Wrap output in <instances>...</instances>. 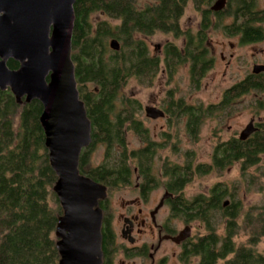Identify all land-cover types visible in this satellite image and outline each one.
Instances as JSON below:
<instances>
[{"label":"trees","instance_id":"1","mask_svg":"<svg viewBox=\"0 0 264 264\" xmlns=\"http://www.w3.org/2000/svg\"><path fill=\"white\" fill-rule=\"evenodd\" d=\"M189 1L203 15L196 34L185 32L180 24ZM211 1L154 0L141 8L137 0H75L71 60L79 99L91 124V143L79 157L80 174L105 185L111 192L129 185L135 170L143 180L158 184L153 174L158 144L140 119L141 104L121 94V90L131 79L151 87L161 65L172 74L185 64L189 66L192 86L198 88L213 66L206 45L207 31L212 26ZM255 4V0H230L229 12L225 9L214 14L218 19L214 25L222 27L221 20L231 16V35H239L242 43L262 40L264 13L256 12ZM93 14L105 17L94 28L90 21ZM158 32L172 34L174 38L185 36L186 42L184 46L168 42L162 49V58L153 56L144 38ZM112 41L118 43L117 51L110 47ZM7 66L16 70L18 63L9 60ZM261 92L264 73L249 74L227 89L219 104L187 105L183 99H173L171 91L164 104L175 119L186 118L187 135L194 139L204 120L231 116L237 110L236 100ZM252 105L264 108L262 101L254 100ZM42 110L37 100L19 105L9 90L0 92V264L59 263L54 233L62 209L53 192L57 177L44 145L39 122ZM260 125L246 140L231 137L219 141L210 164H195L188 152L183 154L182 163L162 162L163 186L177 197L171 202L173 218L204 228V234L197 231L184 246L181 260L189 264H264V256L255 248L264 237V205L244 209L238 197V184L228 188L217 182L207 196L192 199L183 194L195 175H206L212 170L221 173L236 163L242 180H247L253 167L264 178V164L260 165L264 125ZM128 133L136 136L140 148H128ZM96 144L103 147V160L86 168ZM178 156L182 153L178 152ZM102 234L106 254L112 238L104 231ZM240 235H246L244 243H237Z\"/></svg>","mask_w":264,"mask_h":264},{"label":"water","instance_id":"2","mask_svg":"<svg viewBox=\"0 0 264 264\" xmlns=\"http://www.w3.org/2000/svg\"><path fill=\"white\" fill-rule=\"evenodd\" d=\"M75 0H0V92L9 90L17 104L39 101V118L50 166L57 180L53 192L62 215L55 228L58 264H101L102 211L105 187L79 173L81 151L91 143V124L79 99L71 60ZM224 0H217L220 10ZM110 47L117 51L116 41ZM18 63L11 70L7 62ZM264 71L255 66L253 73ZM149 119L163 117L145 108ZM257 128L251 120L239 133L246 140ZM189 236L185 228L173 238Z\"/></svg>","mask_w":264,"mask_h":264},{"label":"rangeland","instance_id":"3","mask_svg":"<svg viewBox=\"0 0 264 264\" xmlns=\"http://www.w3.org/2000/svg\"><path fill=\"white\" fill-rule=\"evenodd\" d=\"M154 0H137L139 7L153 3ZM260 6H264V0ZM213 4V3H212ZM105 17L93 14L90 18L93 28L97 22L104 20ZM223 19V22H227ZM182 29L192 34L198 29L200 24V12L189 1L184 9L183 16L180 20ZM146 45L153 56L162 58V49L168 42H173L177 46H183V37L174 38L172 34L155 33L144 38ZM208 42L211 56L213 57V66L207 71L205 77L199 84L198 88L192 86L189 76L188 64L177 68L174 73L169 74L164 67L160 66V72L155 78L151 87L141 86L136 80L131 79L122 88L121 94L136 99L141 104V120L145 127L148 128L153 141L161 144L156 150V158L153 163V174L158 181L157 186L149 195V205L152 207L160 199L165 179L160 175L162 162L182 163L184 153H192L194 163L210 164L214 152V148L219 141H227L231 137H238L239 133L246 127L250 119L255 122H261L264 125V108H255L254 100L264 103V92L250 93L236 100L237 110L231 116H224L220 119L209 118L204 120L197 137L191 139L186 132V119L180 117L175 119L173 114L166 112L168 118L152 120L145 116L144 108L146 107H168L164 104L167 101L168 94L171 91V97L175 100L183 99L187 105L208 106L210 104H219L224 92L234 84L245 79L251 74L254 65H261L264 62V40L255 44H244L240 42L238 36H229L220 27H212L208 32ZM77 88V87H76ZM163 107V108H165ZM162 109V108H161ZM167 135V136H166ZM126 143L129 149L140 148L142 145L134 134L126 135ZM178 152L182 156H178ZM103 147L96 144L90 151L86 168L96 166L103 160ZM261 163L264 164V154L261 155ZM224 183L228 188H233L238 184V197L242 199L244 209L263 206L264 205V178L255 172V168L249 170L247 180H242L239 174V164L236 163L219 173L212 170L210 173L202 176H196L187 184L183 190L184 197L192 199L198 195L207 196L209 190L217 183ZM128 192L111 193L108 202L113 208L114 223L118 224V209L120 200L129 199L135 194L129 190ZM131 192V193H130ZM163 210L160 214H164ZM193 235L204 234V228L198 223H192ZM173 227L182 229L179 221H173ZM246 235H240L237 243H244ZM147 240L142 238V241ZM165 244L164 248L177 253L178 249ZM258 252L264 256V237L260 238L259 243L255 247ZM120 257V256H119ZM119 258H115V264H119ZM177 258H168L165 264H177ZM137 264H149L148 261L138 260Z\"/></svg>","mask_w":264,"mask_h":264},{"label":"flooded vegetation","instance_id":"4","mask_svg":"<svg viewBox=\"0 0 264 264\" xmlns=\"http://www.w3.org/2000/svg\"><path fill=\"white\" fill-rule=\"evenodd\" d=\"M216 1L217 0H212L209 5V10L212 13L211 14L212 26L210 27V29L213 26L215 27L214 23H217L218 21L217 17L214 14L216 13L219 14L221 11H224L225 9L228 10L227 12H229L228 4L230 0H224L223 7L220 10L215 11L213 8L215 6ZM261 1L262 0H255L256 3L255 9L256 12L264 13V6L262 7L260 6V4H262ZM202 16L203 15L200 12V24L194 34L198 33L201 29ZM224 19H227L228 21L225 23L223 22V19L221 20V22H223V25L221 27L223 29V32H225L229 36H238L240 39V36L237 34L231 35V28L234 25L233 18L231 16H227ZM261 27L263 28L262 30L264 34V23H261ZM209 30L207 31V36ZM263 40H264V35L262 40L260 41H253L244 44L260 43ZM185 42H186V37L184 36L183 46ZM208 44L209 42L207 39L206 45L209 50V54L211 56L212 54L210 52V47ZM255 66H264V62L261 65H254L253 68ZM260 73H264V71ZM252 74L257 75L253 73V69L250 75ZM152 107L157 108L164 113L163 117H159L157 119H152V120L168 118V115L166 113L167 112L166 107L165 108L161 107L162 109L155 106ZM144 112H145V108H144ZM251 120L253 121L254 126L257 129H260L261 126L260 124L262 123L255 122L253 118L250 119V121ZM135 172H136L135 178L133 181L130 182L129 185L124 187L120 186L117 190H113L112 192L109 191L108 187L102 184L106 189V197L103 200H100L98 203V206L102 211V225H101L102 263L101 264H115L114 262L115 258H119L118 259L119 264H137L138 260H144L145 262L148 261L149 264H165V262L167 263L169 256L177 258V262H176L177 264H189V261L181 260V255L184 246H186L190 238L194 236L192 233L193 225L192 223L185 224L173 218L171 213V209H172L171 202L177 198L176 195L169 192L163 186L162 193L160 194V199L157 201L155 205H153L152 207L151 206L148 207L149 195L154 190V186H155L153 185L154 181L151 183L149 180L148 181L143 180L141 176L137 174L136 170ZM126 190L131 191L135 195L129 199L121 198L120 207L118 209L119 212L118 224L117 223L115 224L114 223L115 213L113 212V208H111L108 199L109 196L111 195L110 193L113 194V193L128 192ZM163 210H165V212L164 214H162V217L160 218V214ZM173 221L174 222L179 221L180 224L182 225V229L179 230L176 227H173ZM185 228H189V236L184 238L178 243L175 242L173 238L177 237L180 234V232ZM103 231L110 238H112V242L110 246L107 247L109 253L105 252L106 254H104V251L102 249ZM143 237L144 238L147 237V240L142 241ZM165 244H169L173 246L175 249H178V252L177 253L173 252L171 248H169V250L165 249L164 248Z\"/></svg>","mask_w":264,"mask_h":264}]
</instances>
